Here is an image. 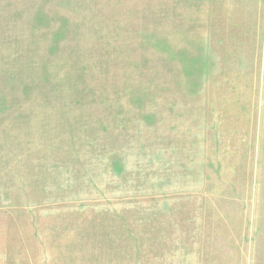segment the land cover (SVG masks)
Masks as SVG:
<instances>
[{
  "label": "rangeland",
  "instance_id": "1",
  "mask_svg": "<svg viewBox=\"0 0 264 264\" xmlns=\"http://www.w3.org/2000/svg\"><path fill=\"white\" fill-rule=\"evenodd\" d=\"M0 264H264V0H0Z\"/></svg>",
  "mask_w": 264,
  "mask_h": 264
}]
</instances>
